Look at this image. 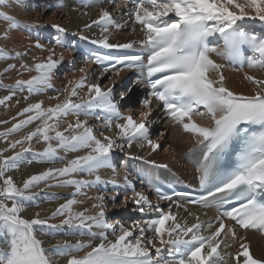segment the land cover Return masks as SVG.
<instances>
[{"label":"snow or ice","instance_id":"obj_1","mask_svg":"<svg viewBox=\"0 0 264 264\" xmlns=\"http://www.w3.org/2000/svg\"><path fill=\"white\" fill-rule=\"evenodd\" d=\"M57 6L62 7L63 0ZM122 8L128 9L125 15L132 30L139 26L142 38L111 43L112 29L122 30L128 23H120L114 16ZM0 18L8 21L9 30L20 27V21L10 15L0 12ZM94 25L100 35L91 44L110 50L136 49L138 45L140 54L91 52L87 64L107 62L96 82L89 81L86 67L80 68V76L68 81L63 98H53L57 103L47 107L43 101L27 103L12 118L11 126L0 131V139L7 142V148L0 150V264H60V258H66L65 264H229L224 249L236 241L240 242L231 256L234 264H264V259L254 257L245 237L237 235L238 230L264 234V79L245 73L244 79L253 85L252 94L237 93L226 86L223 73L227 65L264 70V0H123L111 11L101 7L97 18L84 27ZM51 27L57 33L66 32L58 24ZM8 35L5 31L3 38ZM80 39L89 40L83 35ZM56 45L64 46L59 38ZM35 47L43 45L37 41ZM47 51L43 60L34 56L31 65L20 63L23 72L35 75L12 84L0 81V88L7 90L0 105L7 107L18 91H27L23 99L28 101L53 87L63 56L56 57L52 48ZM23 55L17 51L10 56L0 48L2 59ZM13 69L16 65L8 63L0 76ZM126 69L138 70L149 89L141 101L144 110L139 118L121 112L125 93L117 100L114 86L102 87L99 82L108 73L119 77ZM154 103L162 106L172 125L189 135L201 153L195 164L201 193L196 198L188 192L167 195L150 181L158 200L169 202L167 210L154 204L145 192L136 191L128 174L122 183L99 174L101 169L113 168L117 149L124 151L125 146L135 144L155 152L160 147L150 135ZM70 116L75 120L69 122ZM101 116L103 130L97 134L89 118ZM34 123L18 139H9ZM34 140L44 145L42 150L33 148ZM8 150L12 154L4 155ZM80 152L83 154L65 159L69 153ZM25 161L59 166L46 167L18 184L9 173ZM104 184L123 189L120 205L131 202L132 211L141 218L109 221L107 201L115 205L120 191L109 196L101 193L90 198L94 200L91 209L77 210L83 203L77 197L86 196L85 189ZM52 187L72 191L49 215L36 212L25 218V202ZM189 205L215 208L216 215L204 221ZM181 209L183 213L178 211ZM58 217L59 224L49 223ZM64 226L78 231L81 239L57 240L46 248L41 237L53 233L43 229Z\"/></svg>","mask_w":264,"mask_h":264},{"label":"bare ground","instance_id":"obj_2","mask_svg":"<svg viewBox=\"0 0 264 264\" xmlns=\"http://www.w3.org/2000/svg\"><path fill=\"white\" fill-rule=\"evenodd\" d=\"M23 1L25 0H0V12L10 15L14 17L16 20L20 21V27H18L17 29L9 30L8 21H5L2 18H0V48L6 49L9 52L10 56H14L15 52L17 51L24 53V55L21 58H17V59L0 58V72L3 71V68H5L8 63H13L16 65V69L10 70L8 73H5L3 76H0L2 82L4 84H12L15 82L16 79H28L30 78V76L35 75L34 72H23V70L19 68L20 63L23 62L31 65L32 63H34L33 61L34 56L39 58L40 60H43L49 54L47 51L49 48L54 49L56 53V57L63 56V60L61 61V64L58 66L57 70L55 71L52 80L53 87L51 89L46 90L42 94L30 96L28 101H25L23 99L24 96L28 95L27 91L24 92L18 91L16 96H14L11 101L7 102L8 104L7 107H5L4 105H0V121H8L7 124L0 123V131L11 126V124L14 122L12 118L15 117L17 113L23 107L26 106L27 103L43 101L44 106L46 107L57 103L58 101L53 98L57 96H60L61 99L63 98L64 89L68 85V81L70 79L78 78L80 76V71H79L80 68L86 67L88 71L89 81L96 82V79L99 76V73L102 71L103 67L96 64H87L83 59L86 54L81 55L80 50L86 47L87 45L91 47L93 46L97 47V45H93L89 41L91 39H95L99 37L100 29L95 25L92 26L91 29H85L84 25L90 24L92 20L97 18L101 7L107 8L108 10L111 11L113 8H115L116 4L123 2L122 0H83L84 2L80 3V0H63V6L58 7L57 6L58 0H49L48 3L53 5V7H56L57 10L52 12L51 16L49 17L47 16V18H45L44 12H40V10L39 12H37V9L35 10L36 0H30L31 3H29V6L27 8L22 6ZM38 4L39 2H37V5ZM85 5H89V6L85 7ZM130 6L131 5H129V7ZM127 11L128 9L122 8L118 12H115L114 16L117 18V20L120 23H125L126 21H128V16L125 15ZM85 13H87V15H85ZM52 24H58L61 27H64L66 29V32L57 33V31L51 27ZM132 29H133V25L130 21H128L126 27H124L122 30L117 31L115 29H112L110 42L128 43L132 41H138L139 39H141L142 33L139 31V26H136L137 29L136 31H133ZM38 30L42 31V37L47 36V38L53 39V41L56 40L58 36H61L64 39V43H63L64 46L61 47L56 45V41H54V44L51 43L50 41L44 42L43 38L38 36ZM5 31L9 32L7 39L3 38V34ZM81 35L87 36L89 40H81L80 39ZM37 41H39L43 45V48L35 47ZM138 48L139 46L137 45L136 49H129L126 51H133L139 53ZM110 51L118 52L120 50L111 49ZM79 55L81 56L79 57ZM218 62L226 63L224 61H218ZM62 67H64L63 68L64 74L63 76L60 75L58 76L56 73L59 72L60 68ZM18 70L21 72L20 75H17ZM223 73L225 76L226 86L237 93L252 94L253 85L244 79L245 73H248L249 75H253L257 79H264V70L249 69L247 66H245L241 70L231 67L230 65H227L223 69ZM57 78L62 80H59ZM129 81H131L129 88L132 89L133 93H137L147 89V84L144 76L136 69H126L123 72H121L119 77H115L112 73H108L99 80L102 87L114 86V88L118 87L116 85H123L124 83H127ZM81 94H83V92ZM4 95H7V90L5 88H0V98H2ZM122 101L123 100H120V105H125V104L127 105V101L126 102H122ZM141 101H139L140 104ZM135 108L136 109H133L131 111L141 112L142 110H144L139 105L136 106ZM152 108L153 111L150 116L151 117L150 121H152L151 123L156 126L158 122L157 121L155 123L156 118H158L162 123L161 125L160 124L157 125V127L159 128V132L157 133L159 137L157 139L160 140L159 145H163L164 152L161 153L159 149L153 152L146 145L143 148H140L137 147L135 144L131 148L125 147L124 151H120L119 149H117L115 150L112 156L113 159L112 165L115 171H113V168H105V169H101L99 174L106 180L114 178L121 183L123 182V176L125 174H128L129 177L133 180V184L136 191L145 192V194L149 196V198L152 200L154 204L159 203L162 208L167 210L169 202L160 201L154 196L152 192V186H150V181H154L155 177H159V180L161 179L163 182L167 184L177 182V183H182V184L184 183L188 185L197 186L198 184L195 179V175H196L195 164L201 153L200 150L194 145V141L191 139V137L180 131L178 127L173 126L172 123L168 120L165 113L160 117L161 109L163 110L161 105L154 103L152 105ZM131 111L129 110L128 113H132ZM124 112L123 114H128L126 111ZM152 116H155V118H153ZM67 120L69 122L74 121L75 117L70 116L67 118ZM94 120H98V119L94 117L93 121ZM35 126L36 124L34 123L28 126L27 128L23 129L20 133H14L11 137H9V139L10 140L18 139L26 132L32 130ZM63 126L66 125H62V127ZM92 126L94 129L97 130V134H98L101 128H103V122H101L100 124H98V122L97 123L94 122ZM166 136H168V138H166ZM32 143H33V148L35 150H42V148L44 147L42 143L37 144L35 140ZM167 143H169V145H167ZM5 148H7V142L4 141L3 139H0V150H3ZM16 150L19 149L17 148ZM11 154H12V150H8L4 152V155H11ZM82 154H83L82 152L69 153L65 157V159H70L75 155H82ZM61 155H63V153H61ZM137 157L140 158L138 159ZM151 161H154L155 164L167 165V167L166 168L154 167L153 164L150 163ZM119 164L121 165L118 167ZM50 166H59V164L48 165L45 163H37L35 161L32 164H28L25 161L23 164H21V166L18 169L13 170L9 174L12 175L14 180L19 184L22 182L23 179L27 178L28 175L37 173L39 171H43L46 167H50ZM179 173H181V177L178 175ZM83 178L87 179L89 177L84 176ZM40 188H44V185L41 184ZM58 188L59 187H57V189ZM111 188L114 190L113 185L104 184V185H97L85 189L87 195L77 197L78 199L83 201L82 204L76 206L77 210H82L83 208L91 209V205L92 203H94V200L90 198L95 197L101 193L105 194L106 196H109L113 192L110 191ZM59 189L66 192L67 194L66 193L65 194L67 196L72 191L71 188H59ZM46 190L51 191V188L45 189V192H42L40 195L36 196L34 200L25 202L26 210L23 213L25 218H29V219L32 218L33 214L36 212H40L42 214L41 216L43 217V214L46 211L53 209L52 204L45 203V205L42 204L40 205V203L43 201L42 199L48 198V194L46 195ZM33 191H39V189H33ZM118 191H120L122 193L121 195H123L124 193L123 189H119ZM128 194L130 195L131 193ZM109 201H107V203ZM46 205H48L47 208L48 210H45ZM117 207H122L120 205V202L115 207L109 206L108 204V213L111 209ZM188 207L191 209L193 213L199 215L201 219L204 221L213 219L216 215L215 208L205 209V208H201L199 205H189ZM133 208L134 205L131 202H129L125 208L127 209V211H125L123 215L125 217H127V215L129 217L138 216L139 213L133 212L132 211ZM173 210L177 211L175 208H173ZM178 211L183 213L182 209ZM139 217L140 215L138 216V218ZM108 218L110 222H120L115 218H110V217ZM187 219L189 220V222H194L193 217H187ZM57 230L58 228L43 229V231L45 232L50 231L52 233H56ZM60 233L66 234L69 239H72V242H75L76 239H81L79 232L73 229L63 228L62 230H60ZM237 235L245 237L244 242L249 244L250 251L252 252L254 257L259 259H264V237L259 232L253 230H249V231L238 230ZM50 236L51 235L41 237V239L47 241L45 242V244L48 246H50L49 244L54 241L50 239ZM84 239H87V237H84ZM239 242L240 241H236L235 243L232 244V247L224 249L229 264H234V261L231 260V256L234 255L235 252L238 250ZM61 259L62 258H60V260Z\"/></svg>","mask_w":264,"mask_h":264},{"label":"rangeland","instance_id":"obj_3","mask_svg":"<svg viewBox=\"0 0 264 264\" xmlns=\"http://www.w3.org/2000/svg\"><path fill=\"white\" fill-rule=\"evenodd\" d=\"M45 1H47V2H45ZM48 1L49 0H36V8H35V10L37 9V12H39V10H40V12H44L45 13V18H47V16L49 17V16H51L52 15V12H54V11H56L57 9H56V7H53V5H51V4H49L48 3ZM26 2V3H25ZM37 2H39V4L37 5ZM9 3H10V1H9ZM29 3H31V1L30 0H25V1H23V4H22V6L23 7H25V8H27L28 6H29ZM43 3V4H42ZM46 5H45V4ZM44 5V6H43ZM34 8V7H33ZM32 8V9H33ZM49 14V15H48ZM43 21V20H42ZM53 32V31H52ZM54 33V32H53ZM53 33H51V34H53ZM50 34V35H51ZM38 36H40V37H42V31L41 30H38ZM43 38V40H44V42H51V43H53L54 44V41H56V40H54L53 41V39H49V38H47V36L46 37H42ZM79 57H80V55H79ZM64 67H62V68H60V71L59 72H57L56 74L59 76H63V69ZM109 76V75H108ZM57 79H59V78H57ZM59 80H62V79H59ZM0 81H2L1 80V78H0ZM131 84V81H129V82H127V83H124L123 85H116V86H118L117 88H114V95H115V97H116V99L117 100H120V95H121V93H125V96H124V98H125V100L123 99V101L122 102H126L127 101V105L125 104V105H121V112L123 113L124 111H126L127 113H128V111L130 110H133V109H136L135 107L136 106H141V108H142V105L139 103V101H141L142 99H141V97H140V93H143V92H146L147 91V89H145V90H143V91H140V92H137V93H133L132 92V89L131 88H129V85ZM118 95V96H117ZM147 97V96H146ZM128 99V100H127ZM127 109V110H126ZM133 114H134V116L136 117V118H139V115H140V112L139 111H131ZM138 112V113H137ZM125 113V112H124ZM162 115H164V111L161 109V115H160V117L162 116ZM153 118H155V116H152ZM93 119H94V117L92 118V117H90L89 118V123L91 124V125H93L94 124V122L95 123H97L98 122V124H100L101 122H103V116H101V118L100 119H98V120H94L93 121ZM151 119V117H149V120ZM158 121V122H157ZM152 121H150V135H151V138L155 141V142H157L158 144H160V140H158L157 138L159 137L158 135H157V133L159 132V128L157 127V125H161L162 123L160 122V120L158 119V118H156V120H155V123L157 122V125L155 126V125H153L152 123H151ZM101 130H103V128H101ZM155 135H156V137H155ZM166 138H168V136H166ZM165 138V139H166ZM156 139V140H155ZM167 145H169V143H167ZM125 147H127V146H125ZM159 150H160V152L161 153H163L164 152V147H163V145H160V147L158 148ZM121 156H123V155H121ZM120 157V156H119ZM113 160V159H112ZM121 160V159H120ZM113 163V162H112ZM121 164H119L118 165V167L120 166ZM180 177H181V173H179L178 174ZM114 190L115 191H118L119 189H115L114 188ZM112 188L110 189V191L112 192V191H114ZM121 191V190H120ZM124 191V190H123ZM45 192V191H44ZM122 192V191H121ZM120 192V193H121ZM66 192H64L63 190H60L59 188L57 189V187H52L51 188V191L50 190H46V195L48 194V198H44V199H42L43 201L40 203V205L42 204V205H45V203L46 204H52L53 205V209H51V210H48L47 208H48V205H46V207H45V210H48V211H46L44 214H43V216H46V215H49L50 214V212L52 211V210H54V208L58 205V204H60V203H63L64 202V199L66 198V197H69V195L67 196L66 194H65ZM128 193H131V191H129ZM122 194V193H121ZM121 197V198H120ZM120 197L118 198V200L116 201V204L115 205H113V203L111 202V201H109L107 204H109V206H113V207H115V206H117L118 204H119V202L122 200V198H123V195H120ZM38 203V202H37ZM38 205V204H37ZM129 206H131V205H129ZM126 208V207H125ZM124 207H117V208H114V209H111L110 211H109V213H108V217H110V218H115L116 220H119L121 223H123V222H125V221H128V220H130V219H137L138 218V216L140 215H138V216H136V217H134V216H132V217H129L128 215H127V217H125L124 215H123V213H125V211H127V209H125ZM42 215V214H41ZM122 216V217H121ZM140 218V217H139ZM61 218L60 217H58V218H56V219H53V220H51V221H49V223H52V224H59V220H60ZM63 228H65V229H69L67 226H64V227H62V228H58V230H57V232L56 233H53V235H51L50 236V239L53 241L52 243H50L49 245H52V244H55L56 243V241L57 240H65V239H67V240H70V241H72V239H69L68 238V236L66 235V234H64V233H60V230H62ZM46 236H48V235H46ZM45 242H47V241H45ZM46 248L47 247H50V246H48V245H44ZM65 260H66V258H62L61 260H60V264H65Z\"/></svg>","mask_w":264,"mask_h":264}]
</instances>
